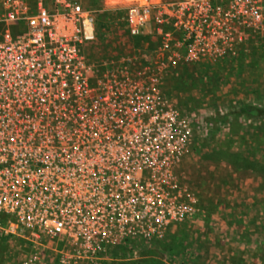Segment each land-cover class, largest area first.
<instances>
[{"label": "built area", "instance_id": "2783aa9c", "mask_svg": "<svg viewBox=\"0 0 264 264\" xmlns=\"http://www.w3.org/2000/svg\"><path fill=\"white\" fill-rule=\"evenodd\" d=\"M110 1L138 42L89 61L94 10L0 0V239L21 243L16 264H102L195 214L175 171L194 124L164 78L264 33V0Z\"/></svg>", "mask_w": 264, "mask_h": 264}, {"label": "rangeland", "instance_id": "374dc122", "mask_svg": "<svg viewBox=\"0 0 264 264\" xmlns=\"http://www.w3.org/2000/svg\"><path fill=\"white\" fill-rule=\"evenodd\" d=\"M70 1L95 12V39L83 48L89 61L133 51L138 40L127 32V2ZM163 86L194 124L190 149L175 171L197 212L171 224L160 240L111 247L102 264H264V118L238 113L245 104L264 108V33L218 61L175 69ZM244 160L255 169H244ZM21 247L16 239H0V264H16Z\"/></svg>", "mask_w": 264, "mask_h": 264}, {"label": "trees", "instance_id": "16d2710c", "mask_svg": "<svg viewBox=\"0 0 264 264\" xmlns=\"http://www.w3.org/2000/svg\"><path fill=\"white\" fill-rule=\"evenodd\" d=\"M238 113L240 115L250 118H258V119L264 118V108L253 104L242 105L239 108ZM226 160L232 162V164H235V166L240 167V164L238 162H235L234 160L233 161L229 160V158H227ZM244 163H246L244 169H255L254 168L255 166L251 164L252 162L249 163V161L244 160Z\"/></svg>", "mask_w": 264, "mask_h": 264}]
</instances>
